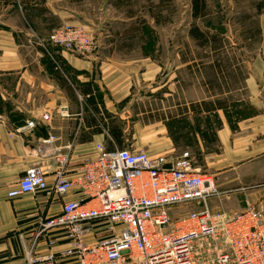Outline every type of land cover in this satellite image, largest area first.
<instances>
[{"label":"crops","instance_id":"1","mask_svg":"<svg viewBox=\"0 0 264 264\" xmlns=\"http://www.w3.org/2000/svg\"><path fill=\"white\" fill-rule=\"evenodd\" d=\"M111 4L107 8L120 14L123 6ZM10 6L19 12L8 17H21L23 23L0 20V264L22 259L37 215L56 214L63 201L78 197L74 189L56 200L43 194L8 198L7 191L34 165L51 182L58 153L69 152L66 176H73L94 155L96 143L107 149L145 148L157 155L181 150L176 141L188 139V147L198 150L203 162L196 166L211 173L220 190H229L219 198L221 208L212 210L264 206L263 6L255 52L241 60L217 54L196 68L191 63L196 60L169 52L170 44L159 58L155 36L135 45L131 28L117 22L130 21L140 33L145 27L156 29L153 15L143 26L134 10L123 17L107 13L84 24L86 18L68 0H17ZM188 11L191 16L190 7ZM39 14L56 23L41 28L33 21ZM67 23L85 25L97 36L98 47L86 55L60 52L58 71L39 39ZM44 113L48 120L41 119ZM28 119H35V128L18 133L16 128ZM142 124H154V130L137 133L135 126ZM50 136L55 139L45 142ZM146 139L147 145L142 142Z\"/></svg>","mask_w":264,"mask_h":264},{"label":"built area","instance_id":"2","mask_svg":"<svg viewBox=\"0 0 264 264\" xmlns=\"http://www.w3.org/2000/svg\"><path fill=\"white\" fill-rule=\"evenodd\" d=\"M47 42L53 53L42 47L58 71L60 52L86 55L97 47L93 32L79 23L53 29ZM35 126L28 119L16 131ZM69 159L68 151L55 155L51 182L34 165L7 191L8 198L43 194L56 200L71 189L78 195L63 201L58 213L36 216L23 257L12 264H264V206L212 210L210 198L229 190L196 166L190 150L153 155L96 143L94 155L67 177ZM182 205L195 207L175 215Z\"/></svg>","mask_w":264,"mask_h":264},{"label":"rangeland","instance_id":"3","mask_svg":"<svg viewBox=\"0 0 264 264\" xmlns=\"http://www.w3.org/2000/svg\"><path fill=\"white\" fill-rule=\"evenodd\" d=\"M13 1L16 2L17 0H0V20H13L14 22L23 21L21 17L15 16L11 19L8 17V14H12L15 10L19 12L18 8L13 9L12 7L15 6H10L13 5ZM21 1L22 0H20V2ZM117 2L123 6L122 10L119 11L120 14H117L116 11L113 12L111 7L107 8L109 4L112 3L111 5H114ZM205 2L207 6L206 17L199 21L192 19L189 14V0H68V5L73 9L75 8L77 11H81L82 17L86 18V21L82 20L84 24L91 20H101L107 13H109L108 15L114 14L115 17H123L122 14H125L126 11L134 10L137 15L136 21L140 19L141 22L138 24L139 26H143V24H141L142 21L147 23L149 16L153 15L157 20L156 29L152 30L145 27L141 30L142 33L141 31L138 33L137 25L133 26L130 21L117 22L120 27H126L127 29L131 28L129 35L134 36L135 45L144 40L146 41L147 37L152 38L155 36L158 41L157 52L159 58L164 57V53H166L165 48L167 44H170L171 50L169 48V52L174 54L178 53L183 60H196L191 62L195 68L196 64L209 62L210 59L217 54H230L234 58L241 60L246 55L256 51L259 37L257 16L261 6L264 7V0H205ZM7 3L9 6H6ZM148 10L151 11V13H149ZM47 19H50L49 15L43 16L39 14L33 21L34 24L37 22L36 24H39L41 28H45V26H47L46 23H56L55 20L50 19L47 21ZM193 24H196L205 33V40L202 39L201 44H198V42L188 34V30ZM118 25H113L116 30L119 28ZM134 27H136L135 30L132 29ZM95 37L97 36L95 35ZM39 40H43L48 51L53 53L51 46L46 45L48 44L47 37H41ZM39 40L36 39L38 43ZM34 46L38 45L34 44ZM134 47L137 48V46ZM42 49L43 51L45 50L43 47ZM128 120L131 122L132 116L129 117ZM159 125L160 124H158V127ZM154 127V124L150 127L144 126L143 124L135 126V128H139L140 130L136 131L137 133H141V129L143 131H153ZM127 128L133 132L132 123H129ZM137 141L141 142V140ZM189 141L190 140H186L185 138L177 140V147H180L178 149L190 150L196 157V163L202 165L203 162L199 151L194 148H189L188 144H191ZM130 142H133L131 138H129V143ZM142 142L147 145V139ZM144 144L141 146H145ZM219 200L220 199L217 197L210 198V201H208L209 207L211 209H216V207L221 208ZM187 207L185 208L184 205L179 206L175 211V213L177 212L175 215L185 213L189 207L195 206Z\"/></svg>","mask_w":264,"mask_h":264},{"label":"trees","instance_id":"4","mask_svg":"<svg viewBox=\"0 0 264 264\" xmlns=\"http://www.w3.org/2000/svg\"><path fill=\"white\" fill-rule=\"evenodd\" d=\"M190 1V11L191 16L193 19H196L198 17H202L206 14V2L205 0H189ZM188 34L190 37H192L194 40L198 42V44L202 43V39L205 40V33L196 25L193 24L189 30Z\"/></svg>","mask_w":264,"mask_h":264}]
</instances>
